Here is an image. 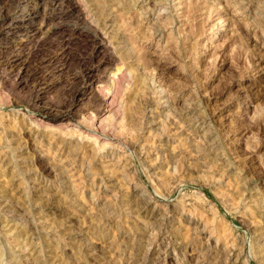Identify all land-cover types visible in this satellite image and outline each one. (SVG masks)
<instances>
[{"label": "rangeland", "instance_id": "rangeland-1", "mask_svg": "<svg viewBox=\"0 0 264 264\" xmlns=\"http://www.w3.org/2000/svg\"><path fill=\"white\" fill-rule=\"evenodd\" d=\"M0 264H264V0H0Z\"/></svg>", "mask_w": 264, "mask_h": 264}, {"label": "bare ground", "instance_id": "bare-ground-1", "mask_svg": "<svg viewBox=\"0 0 264 264\" xmlns=\"http://www.w3.org/2000/svg\"><path fill=\"white\" fill-rule=\"evenodd\" d=\"M71 1V0H70ZM88 22V21H87ZM95 29V28H94ZM91 33V32H90ZM102 37V36H101ZM111 97V96H110ZM113 165V164H112ZM117 166V165H116Z\"/></svg>", "mask_w": 264, "mask_h": 264}]
</instances>
